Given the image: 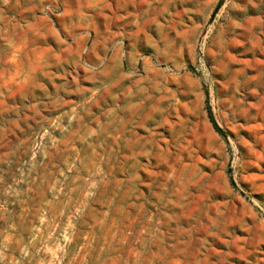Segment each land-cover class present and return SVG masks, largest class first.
Segmentation results:
<instances>
[{"label":"rangeland","instance_id":"374dc122","mask_svg":"<svg viewBox=\"0 0 264 264\" xmlns=\"http://www.w3.org/2000/svg\"><path fill=\"white\" fill-rule=\"evenodd\" d=\"M0 264H264V0H0Z\"/></svg>","mask_w":264,"mask_h":264},{"label":"water","instance_id":"95a60500","mask_svg":"<svg viewBox=\"0 0 264 264\" xmlns=\"http://www.w3.org/2000/svg\"><path fill=\"white\" fill-rule=\"evenodd\" d=\"M222 1L220 2V4L218 5V7L216 8V10H215V12H214V15L217 13V11H218V9L221 7V5H222ZM213 15V16H214ZM211 114H212V116H213V113L211 112ZM214 123H215V125H216V127H217V129L219 130V132L225 137V138H227V134L225 133V131L218 125V123H217V121L214 119ZM230 172H231V169L229 170ZM232 183L235 185V186H237V183H236V181H235V179L232 177ZM243 193V192H242Z\"/></svg>","mask_w":264,"mask_h":264},{"label":"trees","instance_id":"16d2710c","mask_svg":"<svg viewBox=\"0 0 264 264\" xmlns=\"http://www.w3.org/2000/svg\"><path fill=\"white\" fill-rule=\"evenodd\" d=\"M209 110H210V109H209ZM209 113H210V119L212 120V122H214L213 116H212V114H211L210 111H209Z\"/></svg>","mask_w":264,"mask_h":264}]
</instances>
